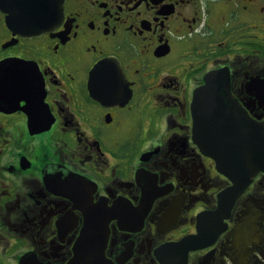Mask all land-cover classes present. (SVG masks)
<instances>
[{
  "label": "flooded vegetation",
  "instance_id": "obj_1",
  "mask_svg": "<svg viewBox=\"0 0 264 264\" xmlns=\"http://www.w3.org/2000/svg\"><path fill=\"white\" fill-rule=\"evenodd\" d=\"M56 1L29 35L0 0V264H264V170L228 213L194 108L216 73L207 141L264 138V0Z\"/></svg>",
  "mask_w": 264,
  "mask_h": 264
},
{
  "label": "water",
  "instance_id": "obj_2",
  "mask_svg": "<svg viewBox=\"0 0 264 264\" xmlns=\"http://www.w3.org/2000/svg\"><path fill=\"white\" fill-rule=\"evenodd\" d=\"M4 2L14 4V6L8 7L13 17H17L19 21H27L23 32L29 35L40 34L47 25H52L60 15L56 0H4ZM108 63L106 61L97 65L94 69V76L104 70ZM206 80V85L195 92V113L198 117L200 116L195 122V135L202 150L212 152L211 155L219 163L220 169L223 168L224 164L231 167V171L226 174L233 180L234 186L223 194L229 213L237 197L253 180L254 176L264 170V138L260 136L252 148L245 143H240L238 136L234 144L230 142L219 143L218 140L207 141L204 114L220 115L233 112L240 120L242 111L238 110L240 104L231 95L228 83L222 81L216 73L207 76ZM98 92L93 88V95L96 98L107 99ZM214 137L218 138L219 136ZM201 240L203 237L190 238L185 241L191 243Z\"/></svg>",
  "mask_w": 264,
  "mask_h": 264
}]
</instances>
